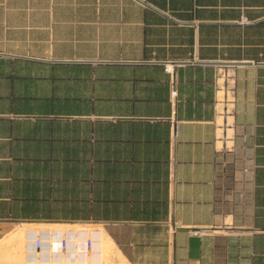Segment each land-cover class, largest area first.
I'll list each match as a JSON object with an SVG mask.
<instances>
[{
	"label": "crops",
	"instance_id": "crops-1",
	"mask_svg": "<svg viewBox=\"0 0 264 264\" xmlns=\"http://www.w3.org/2000/svg\"><path fill=\"white\" fill-rule=\"evenodd\" d=\"M91 222L264 264V0H0V242Z\"/></svg>",
	"mask_w": 264,
	"mask_h": 264
},
{
	"label": "built area",
	"instance_id": "built-area-1",
	"mask_svg": "<svg viewBox=\"0 0 264 264\" xmlns=\"http://www.w3.org/2000/svg\"><path fill=\"white\" fill-rule=\"evenodd\" d=\"M23 233L26 257L17 264H123L107 260L98 247L101 224L26 227Z\"/></svg>",
	"mask_w": 264,
	"mask_h": 264
},
{
	"label": "bare ground",
	"instance_id": "bare-ground-1",
	"mask_svg": "<svg viewBox=\"0 0 264 264\" xmlns=\"http://www.w3.org/2000/svg\"><path fill=\"white\" fill-rule=\"evenodd\" d=\"M19 239H22L23 241H21V243L19 245H14L16 243L15 241L19 240ZM1 242H3V243L0 246V256H3V254H4L3 259H5V261L6 260H8V261L12 260L13 258H18L20 260L21 257H22V260H25L26 251L24 249V233L23 232H20V231L19 232H15L14 231L12 233V240L11 241H5V242L1 241ZM98 247L102 248V252H103V254H105V258L107 260H117L120 263H123V264L125 263L126 264V262H123L124 260L121 258V255H119L116 252L112 242L110 240H108L106 238V236H102V241L100 242ZM17 253L18 254L20 253V255L18 256ZM11 262L14 263L16 261L14 260V261H11ZM21 262H23V261H21ZM6 263H8V262H6ZM16 263H18V262H16Z\"/></svg>",
	"mask_w": 264,
	"mask_h": 264
},
{
	"label": "rangeland",
	"instance_id": "rangeland-1",
	"mask_svg": "<svg viewBox=\"0 0 264 264\" xmlns=\"http://www.w3.org/2000/svg\"><path fill=\"white\" fill-rule=\"evenodd\" d=\"M11 240H12V234H11V235H8V236H7L5 239H3L2 241L5 242V241H11ZM21 241H23V240H22V239L16 240V241H15L16 243L14 242V243H15L14 245H19V244L21 243ZM2 243H3V242H0V246H1ZM12 244H13V243H12ZM3 246H4V245H3ZM17 254H18V253H17ZM19 255H20V253L18 254V256H19ZM1 257H2V258H1ZM3 257H4V254H3V256H0V264H1L2 262H5V264H10V263L13 264V262H11V261H14V260H15L16 262H18V263H19L20 261H23V260H22V257L20 258V260H19L18 258H13L14 260L12 259V260H9V261H8V260L5 261V259H3ZM6 262H8V263H6ZM14 263H15V262H14Z\"/></svg>",
	"mask_w": 264,
	"mask_h": 264
}]
</instances>
